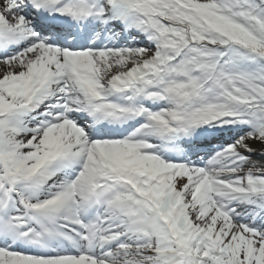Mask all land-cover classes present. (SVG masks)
Returning <instances> with one entry per match:
<instances>
[{
  "label": "snow or ice",
  "instance_id": "1",
  "mask_svg": "<svg viewBox=\"0 0 264 264\" xmlns=\"http://www.w3.org/2000/svg\"><path fill=\"white\" fill-rule=\"evenodd\" d=\"M0 264H264V0H0Z\"/></svg>",
  "mask_w": 264,
  "mask_h": 264
}]
</instances>
